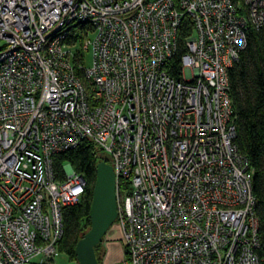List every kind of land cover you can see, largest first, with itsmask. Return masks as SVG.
I'll return each mask as SVG.
<instances>
[{"label": "built area", "instance_id": "built-area-1", "mask_svg": "<svg viewBox=\"0 0 264 264\" xmlns=\"http://www.w3.org/2000/svg\"><path fill=\"white\" fill-rule=\"evenodd\" d=\"M261 27L264 0H0V264H55L86 181L53 156L86 139L116 173L122 264H261L228 73Z\"/></svg>", "mask_w": 264, "mask_h": 264}, {"label": "trees", "instance_id": "trees-1", "mask_svg": "<svg viewBox=\"0 0 264 264\" xmlns=\"http://www.w3.org/2000/svg\"><path fill=\"white\" fill-rule=\"evenodd\" d=\"M79 29L83 30L84 26H79ZM192 33V20L185 16L179 29V52L168 67L169 72L177 78L181 75V55L185 51V43ZM228 73L237 131L235 143L254 170L261 242L258 254L261 264H264V27L251 31L247 47ZM101 161L109 162V159L90 139L82 141L76 148L53 156L58 178L64 176V166L70 164L86 181L80 201L64 209V234L57 244V251L65 253L71 260L77 261V243L91 228L90 212L97 167ZM95 252L99 264H103L106 254L103 241L95 247ZM125 255L129 259L126 248Z\"/></svg>", "mask_w": 264, "mask_h": 264}, {"label": "water", "instance_id": "water-1", "mask_svg": "<svg viewBox=\"0 0 264 264\" xmlns=\"http://www.w3.org/2000/svg\"><path fill=\"white\" fill-rule=\"evenodd\" d=\"M118 217L116 173L114 167L101 161L90 212L91 228L78 241L76 257L79 264H99L95 247L99 245Z\"/></svg>", "mask_w": 264, "mask_h": 264}, {"label": "rangeland", "instance_id": "rangeland-1", "mask_svg": "<svg viewBox=\"0 0 264 264\" xmlns=\"http://www.w3.org/2000/svg\"><path fill=\"white\" fill-rule=\"evenodd\" d=\"M2 43L0 42V45ZM92 64V52H85L84 55V65L91 66ZM110 240L114 244V248L117 251V255L121 256L122 259L118 264H122L125 261V246L122 242V231L117 223V221L110 227L107 234L103 239V245L105 247V242ZM40 260L35 259L32 263L26 264H39ZM55 264H78L77 261L71 260L65 253L58 252L55 258Z\"/></svg>", "mask_w": 264, "mask_h": 264}, {"label": "crops", "instance_id": "crops-1", "mask_svg": "<svg viewBox=\"0 0 264 264\" xmlns=\"http://www.w3.org/2000/svg\"><path fill=\"white\" fill-rule=\"evenodd\" d=\"M106 254L103 260V264H118L122 257L117 255V251L114 248V244L110 240L105 242Z\"/></svg>", "mask_w": 264, "mask_h": 264}]
</instances>
